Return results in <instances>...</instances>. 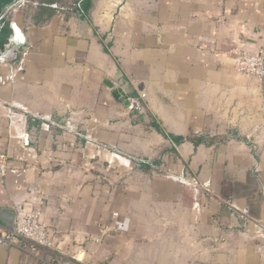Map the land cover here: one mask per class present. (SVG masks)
Segmentation results:
<instances>
[{
	"label": "crops",
	"instance_id": "crops-1",
	"mask_svg": "<svg viewBox=\"0 0 264 264\" xmlns=\"http://www.w3.org/2000/svg\"><path fill=\"white\" fill-rule=\"evenodd\" d=\"M67 11L15 15L0 51V209L55 240L0 247V264H264V83L236 67L264 51V0Z\"/></svg>",
	"mask_w": 264,
	"mask_h": 264
},
{
	"label": "built area",
	"instance_id": "built-area-1",
	"mask_svg": "<svg viewBox=\"0 0 264 264\" xmlns=\"http://www.w3.org/2000/svg\"><path fill=\"white\" fill-rule=\"evenodd\" d=\"M30 4L29 0H15V2L6 10L4 17L10 19V27L13 35L11 44L19 41V31L17 24L13 21V17L25 11ZM38 7V3L33 4ZM52 8H58L57 5H52ZM1 24L4 23L0 20ZM1 61V57H0ZM237 70L248 75L254 76L264 83V51L260 50L256 53L243 52L238 55L236 60ZM133 106L137 110H142L141 99H134ZM5 107V103L0 100V109ZM11 108H20L18 105H11ZM138 168L148 163L143 159L129 158ZM8 171L7 157L0 154V183H3ZM181 182L185 183L183 178ZM225 202L234 210L240 211L233 200H225ZM243 214L248 216L249 211H243ZM21 242L26 244L27 250L31 255L38 256L42 250H50L55 246V240L49 235L46 225L37 220V214H27L19 212L17 214L16 228L9 229L0 225V247L17 246Z\"/></svg>",
	"mask_w": 264,
	"mask_h": 264
},
{
	"label": "trees",
	"instance_id": "trees-1",
	"mask_svg": "<svg viewBox=\"0 0 264 264\" xmlns=\"http://www.w3.org/2000/svg\"><path fill=\"white\" fill-rule=\"evenodd\" d=\"M30 4L26 7L25 11L29 15H37L40 12L48 11L52 5H57L59 8L67 9L68 16L71 15V12L73 10H77L78 5H86L89 3V0H75L70 5L68 1L66 0H29ZM15 2V0H0V20L4 23V25L0 22V51L4 50L6 45L9 42V39L11 38L12 29L10 27V19H7L4 17V14L6 10ZM34 3H38V7H34ZM24 11V12H25ZM70 11V12H69ZM73 11V12H75ZM133 115L135 116H141L140 110H137L136 108L132 107ZM170 139L176 144H181L185 141H191L195 145L205 144V145H212L217 140L214 139H206L204 137H170ZM157 163V161H155ZM143 170L146 171L148 168V165L141 166Z\"/></svg>",
	"mask_w": 264,
	"mask_h": 264
},
{
	"label": "water",
	"instance_id": "water-1",
	"mask_svg": "<svg viewBox=\"0 0 264 264\" xmlns=\"http://www.w3.org/2000/svg\"><path fill=\"white\" fill-rule=\"evenodd\" d=\"M8 58H13V51L7 53ZM115 96L121 100L126 106H130L131 102L127 99L126 96L122 95L120 92H115ZM17 214L12 210L0 209V223L6 226L9 229L16 228Z\"/></svg>",
	"mask_w": 264,
	"mask_h": 264
}]
</instances>
